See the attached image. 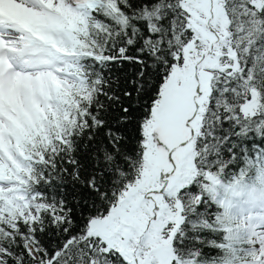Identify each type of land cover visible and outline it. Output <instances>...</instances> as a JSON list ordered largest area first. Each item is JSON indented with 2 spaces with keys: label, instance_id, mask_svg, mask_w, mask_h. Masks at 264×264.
<instances>
[{
  "label": "snow or ice",
  "instance_id": "obj_1",
  "mask_svg": "<svg viewBox=\"0 0 264 264\" xmlns=\"http://www.w3.org/2000/svg\"><path fill=\"white\" fill-rule=\"evenodd\" d=\"M0 264H264V0H0Z\"/></svg>",
  "mask_w": 264,
  "mask_h": 264
}]
</instances>
